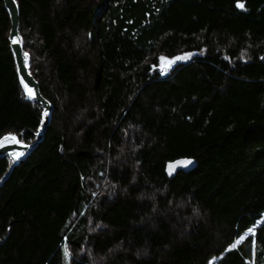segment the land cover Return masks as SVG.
I'll list each match as a JSON object with an SVG mask.
<instances>
[{"label":"trees","instance_id":"16d2710c","mask_svg":"<svg viewBox=\"0 0 264 264\" xmlns=\"http://www.w3.org/2000/svg\"><path fill=\"white\" fill-rule=\"evenodd\" d=\"M15 1L53 112L0 186V264H264V0ZM8 31L0 0V137L31 142Z\"/></svg>","mask_w":264,"mask_h":264},{"label":"water","instance_id":"95a60500","mask_svg":"<svg viewBox=\"0 0 264 264\" xmlns=\"http://www.w3.org/2000/svg\"><path fill=\"white\" fill-rule=\"evenodd\" d=\"M4 6V9L6 10L8 17H9V31L7 36V42L9 46V50L12 54L16 74H17V80L19 83V86L22 89V92L25 96L26 101L34 102L41 108V120L40 124L36 129V132L34 134V140L31 142H23L18 140L16 137L18 143H13L10 140L4 141V146L0 147V161H2L5 158H8L11 161V166L9 170L1 177L0 179V186L4 184V182L9 178L12 171L19 166V164L24 161L43 141L44 136L46 134L47 128L50 125L51 118H52V111L53 107L51 104L40 94L38 83L33 79L32 75L29 72V65L27 68L24 66V49H23V42L19 35V11L18 6L16 4V1L13 2V0H1ZM13 38H18V43L13 44L12 40ZM29 62V60H28ZM23 81V82H22ZM25 85L32 88L35 93V98L30 99L28 98L26 94ZM44 112L48 113V116L45 117L43 115ZM43 120V123L41 121ZM14 136L11 134L4 135L0 137V141H3L5 137ZM13 152H22L23 155L20 156L18 159L13 160L11 157V153ZM186 158L177 159L173 162H171L169 165L175 164L176 161L184 160ZM191 160V159H188ZM192 163L186 167L178 166L175 168V170L170 174L176 172H183L187 173L191 170H193L196 166V163L191 160ZM169 165L167 166L166 171L169 173Z\"/></svg>","mask_w":264,"mask_h":264},{"label":"snow or ice","instance_id":"6c2138e0","mask_svg":"<svg viewBox=\"0 0 264 264\" xmlns=\"http://www.w3.org/2000/svg\"><path fill=\"white\" fill-rule=\"evenodd\" d=\"M13 2H15V0H13ZM237 6L238 7H243V4L238 3ZM12 43L13 44L18 43V38H13ZM161 59L163 60V58H161ZM176 59H178V60L179 59H187V57H177ZM172 63H173V61H167L164 64L165 70L168 67H170ZM24 66H25V68H27V66H28V53H26V52L24 53ZM25 89H26V94H27L28 98L34 99L35 98V93H34L33 89L28 87L27 85H25ZM43 115L45 117H47L48 113L44 112ZM41 123H43V120L41 121ZM8 140H10L13 143H18L19 142V141H17L15 136L5 137L3 141H0V147H3L4 146V141H8ZM22 155H23L22 152H13V153H11V157H12L13 160L18 159ZM191 163H192V161L188 160V159L176 161L175 164L169 165V174H171L175 170L176 167H178V166L186 167V166L190 165ZM249 232L250 233L254 232V229H249ZM243 239H245V237L241 236L240 240H243ZM240 240H238L236 243L239 244ZM233 246L235 247L236 245H233ZM66 255H67V250H66Z\"/></svg>","mask_w":264,"mask_h":264},{"label":"rangeland","instance_id":"374dc122","mask_svg":"<svg viewBox=\"0 0 264 264\" xmlns=\"http://www.w3.org/2000/svg\"><path fill=\"white\" fill-rule=\"evenodd\" d=\"M9 27H10V24H9ZM8 36V35H7ZM179 57H187V59H176L177 57L175 58H163L159 60L158 62V65L157 67L155 68V71L159 74H165L167 71H169V69H171L174 65H176L177 63L179 62H186L187 60H189L191 58V55L190 54H184L183 56H179ZM167 61H173V63L171 64L170 67H168L166 70L164 68V64L167 62ZM17 75V74H16ZM33 77V76H32ZM34 79V78H33ZM35 80V79H34ZM36 81V80H35ZM37 82V81H36ZM38 83V82H37ZM38 87H39V84H38ZM40 92V91H39ZM41 94V93H40ZM49 102V101H48ZM50 103V102H49ZM52 106V105H51ZM53 107V106H52ZM53 112V111H52ZM247 234H250V232L248 231ZM245 237V235H244ZM240 240V239H239ZM238 241V240H237ZM236 241V242H237ZM242 241V240H240ZM208 264H211V263H208Z\"/></svg>","mask_w":264,"mask_h":264},{"label":"bare ground","instance_id":"6f19581e","mask_svg":"<svg viewBox=\"0 0 264 264\" xmlns=\"http://www.w3.org/2000/svg\"><path fill=\"white\" fill-rule=\"evenodd\" d=\"M191 55V57L193 56V54H190ZM248 232V231H247ZM247 232H246V235L245 236H249V235H252L253 234V232L252 233H250V234H247Z\"/></svg>","mask_w":264,"mask_h":264}]
</instances>
